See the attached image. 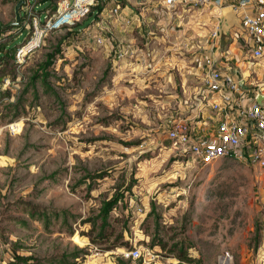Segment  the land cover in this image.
<instances>
[{
  "label": "rangeland",
  "instance_id": "rangeland-1",
  "mask_svg": "<svg viewBox=\"0 0 264 264\" xmlns=\"http://www.w3.org/2000/svg\"><path fill=\"white\" fill-rule=\"evenodd\" d=\"M18 1L0 0V43L28 39L27 30L7 31ZM24 1L43 20L51 11L45 0ZM104 1L106 12L50 31L22 64L5 59L0 70L8 76L0 85V264H24L16 255L34 264H144L116 257L134 245L146 260L156 256L153 264H256L264 169L231 159L174 164L157 111L141 107L134 77L121 75L128 68L93 41L106 37L113 50L111 8L134 17L145 0ZM60 43L47 84L32 83ZM253 79L264 86V70ZM114 196L104 240L100 210ZM30 206L49 219L32 217Z\"/></svg>",
  "mask_w": 264,
  "mask_h": 264
},
{
  "label": "built area",
  "instance_id": "built-area-1",
  "mask_svg": "<svg viewBox=\"0 0 264 264\" xmlns=\"http://www.w3.org/2000/svg\"><path fill=\"white\" fill-rule=\"evenodd\" d=\"M117 3V0H113ZM104 0H57L54 11L42 15L34 11V5L25 4L22 13L25 28L30 36L21 45L16 61L22 64L38 49L48 33L54 29H71L92 12V8ZM118 4V3H117ZM181 4L195 8L226 7L225 0H164L168 9ZM109 5V3H108ZM243 31L242 55L237 62L220 50L221 20L212 29L205 49L199 48L192 61V70L199 77V90L184 109L170 110L165 117L164 136L169 142L174 164L196 163L211 165L231 159L264 169V86L256 85L254 75L264 70V4L255 0H240L234 6ZM108 6L103 12H106ZM121 6L111 8V15L121 18ZM133 17H125L131 24ZM27 20L29 21L27 23ZM103 47L106 37L93 39ZM114 58H128L129 53L119 45H113ZM142 246L123 248L116 257L122 260H143L144 264L156 262V256L148 260ZM256 264H264V243L257 254Z\"/></svg>",
  "mask_w": 264,
  "mask_h": 264
},
{
  "label": "crops",
  "instance_id": "crops-1",
  "mask_svg": "<svg viewBox=\"0 0 264 264\" xmlns=\"http://www.w3.org/2000/svg\"><path fill=\"white\" fill-rule=\"evenodd\" d=\"M225 1L227 6L222 8L181 4L168 9L164 0H145L131 24L124 19L134 10L129 12L124 8L120 12L123 21L119 18L114 21L112 44L117 40L129 53L128 59L119 63L120 70L128 68L121 75L134 77L133 92L142 96L138 103L141 107L154 108L163 123L170 110L186 108L197 94L200 83L192 70V61L199 48L205 49L219 19L222 23L220 50L234 60L233 63L239 61L243 52V31L234 6L240 0ZM255 1L264 4V0ZM103 47L114 58L110 46Z\"/></svg>",
  "mask_w": 264,
  "mask_h": 264
},
{
  "label": "trees",
  "instance_id": "trees-1",
  "mask_svg": "<svg viewBox=\"0 0 264 264\" xmlns=\"http://www.w3.org/2000/svg\"><path fill=\"white\" fill-rule=\"evenodd\" d=\"M56 2L57 0H45L43 3L45 4H48V8L51 9V11H54L55 8H56ZM100 10V6L99 5H96L95 7L92 8V12L90 13V15L95 11V10ZM97 12V11H96ZM95 12V13H96ZM101 13H102V9H101ZM89 15V16H90ZM97 16H99L97 14ZM23 22H25V17H21V21H20V24L18 26H15L14 23L12 25H8L7 27V31H12L14 30L15 31V35L16 34H19V35H23V31L26 30L25 26L23 25ZM74 27H78V23L75 24L70 30H72ZM6 27H3L1 28L0 27V39H1V36L6 33L4 32ZM28 37L30 36V33L28 31ZM21 44L17 45V41L14 42V43H9V42H6V43H0V70L2 69V66L4 65L5 63V59H15L16 60V54H17V51L19 49ZM62 51V45L60 43V46H57L55 48L54 51H52L51 53L47 54V59L46 61L41 64L40 66V70L36 71L35 74L33 75L32 77V83L37 80L39 77H41L44 81L45 84H47V79L48 77L50 76L49 72H47V69L54 64L55 60H56V56L58 54H60ZM8 76L3 74L0 76V85L3 84V82L5 81V79L7 78ZM31 83V84H32ZM96 178H103L102 175H99L98 177ZM120 202V197L119 196H114L111 200L109 201H105L103 204H102V207H101V210H100V216L102 218V223H101V231H100V237L101 239H104V240H110V237L105 235V231H106V227L108 226V223H107V218L110 214V212L113 211L114 208H116L117 204ZM31 208V211H30V214L32 215V217H35V216H38V217H44L46 219H49L48 217V214L44 211H40L38 209H36L35 207L33 206H30ZM96 223H94L95 225ZM122 237V235H121ZM16 258L19 260V262H23L24 264H34V263H29V261L31 259H23L19 256L16 255ZM182 258V260H184L185 258L184 257H180ZM185 260H188V259H185ZM16 262V261H15ZM16 264H19V263H16Z\"/></svg>",
  "mask_w": 264,
  "mask_h": 264
},
{
  "label": "water",
  "instance_id": "water-1",
  "mask_svg": "<svg viewBox=\"0 0 264 264\" xmlns=\"http://www.w3.org/2000/svg\"><path fill=\"white\" fill-rule=\"evenodd\" d=\"M117 1H120V0H117ZM24 4H25V1L20 0V1H18L17 5L15 7V22H14L15 26H18L20 24L21 17H22L21 10H22V7ZM263 99H264V97H260L259 101L261 102Z\"/></svg>",
  "mask_w": 264,
  "mask_h": 264
}]
</instances>
